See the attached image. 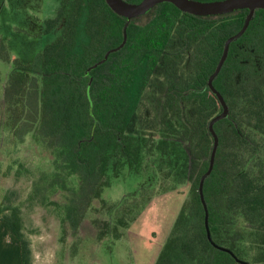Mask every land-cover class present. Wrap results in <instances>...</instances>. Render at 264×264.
Here are the masks:
<instances>
[{
    "label": "trees",
    "instance_id": "16d2710c",
    "mask_svg": "<svg viewBox=\"0 0 264 264\" xmlns=\"http://www.w3.org/2000/svg\"><path fill=\"white\" fill-rule=\"evenodd\" d=\"M83 13L81 28L87 41L76 52ZM246 13L237 9L195 16L161 2L126 20L104 0H59L54 16L43 20V33L64 18L62 27L29 60L10 59L0 39V60L12 64L2 85L4 125L17 140L32 132L49 150V184L58 181L54 184L65 188L68 177L77 180L62 204L61 241L67 228L76 235L92 199L106 209L97 238L120 237L117 227L126 223L123 216L110 220L120 202L108 205L101 198L109 186L103 162L110 150L136 170V163L151 150V145L145 149L144 135L125 130V94L143 67L138 92L144 90L153 113L145 116L138 110L137 124L142 130L159 129L162 136L153 149L164 155V164H159L164 175L188 182L153 264H238L208 242L197 183L212 144L207 123L221 111L206 80L224 40L240 28ZM123 33V44L114 49ZM108 49L114 50L99 62ZM212 85L227 105V114L212 125L217 147L202 184L210 237L237 258L264 264V9H255L243 33L229 43ZM189 167L193 170L187 174ZM232 215L242 223L237 242L221 237ZM0 223L19 244L20 264H30L18 208L4 207Z\"/></svg>",
    "mask_w": 264,
    "mask_h": 264
},
{
    "label": "rangeland",
    "instance_id": "374dc122",
    "mask_svg": "<svg viewBox=\"0 0 264 264\" xmlns=\"http://www.w3.org/2000/svg\"><path fill=\"white\" fill-rule=\"evenodd\" d=\"M58 4L59 0H0V39L6 45L10 59L27 61L57 36L64 18L47 33H43V20L54 16ZM83 17L84 13L79 17L76 52L87 41L81 28ZM11 68L10 61L0 60V212L7 206L18 208L21 232L30 249V264H153L186 197L188 182L185 179L177 183L174 175H164L165 171L159 165L164 164V155L159 156L153 149L162 136L159 129L142 130L137 124L138 110L145 116L153 113L142 93L144 90L138 92L143 67L138 69L125 94V130L140 138L144 135L148 139L145 149L151 145V150L136 163V170L129 169L110 150L103 162L109 186L102 190L101 198L108 205L120 202L110 213L112 223L120 215L126 222L117 227L120 237L114 240L108 235L97 238V231L103 227L102 221L106 218V209L100 206L98 199H92L76 235L67 228L63 241L60 239L62 204L77 180L74 176L68 177L65 188L54 184L58 181L49 184L52 171L49 150L32 132L17 140L4 125L6 114L1 93ZM188 170L187 174L193 169L189 167ZM230 223L229 229L222 230L221 237L237 242L241 220L232 215ZM2 239L0 235V241Z\"/></svg>",
    "mask_w": 264,
    "mask_h": 264
},
{
    "label": "water",
    "instance_id": "95a60500",
    "mask_svg": "<svg viewBox=\"0 0 264 264\" xmlns=\"http://www.w3.org/2000/svg\"><path fill=\"white\" fill-rule=\"evenodd\" d=\"M105 4L108 6L110 10H112L115 14L122 16L126 18V20L136 17L139 15L144 14L146 11H148L150 8H152L154 5L161 3V2H169L173 6H175L177 9H179L182 12L189 13L195 16H209V15H221L229 13L233 10L237 9H246L247 13L245 15V18L243 20L242 25L240 28L234 32L233 34H230L227 36V38L223 42L221 54L216 62V65L213 69V71L209 74L206 80V84L210 91L216 96V98L219 101V104L221 106V111L215 114L207 123L208 131L212 137V144L208 156V163L206 170L199 176L198 183H197V193L199 197L200 204L202 206L203 210V226L205 230V236L208 240V242L215 248L225 251L234 259V261L238 264H249L247 261L237 258L233 252H231L228 248L219 246L215 244L210 237L208 224H207V209L206 204L202 195V184L204 178L210 173L213 165L214 160V154L217 147V136L213 130V123L217 121L220 118H223L227 114V105L225 104L222 96L219 94V92L213 87L212 80L214 76L218 73L225 57L227 54V50L229 47V43L238 38L243 31L245 30L248 21L250 20L253 11L255 9H264V0H211V1H199V0H139L138 2H128L126 0H104ZM126 23L123 26V31L125 30ZM122 41L120 44L115 47L114 49L119 48L124 40H125V34L123 33ZM114 49H108L105 53L103 58L99 61L101 62L106 55L111 52Z\"/></svg>",
    "mask_w": 264,
    "mask_h": 264
},
{
    "label": "crops",
    "instance_id": "0c3cea01",
    "mask_svg": "<svg viewBox=\"0 0 264 264\" xmlns=\"http://www.w3.org/2000/svg\"><path fill=\"white\" fill-rule=\"evenodd\" d=\"M0 264H20L19 244L0 223Z\"/></svg>",
    "mask_w": 264,
    "mask_h": 264
}]
</instances>
